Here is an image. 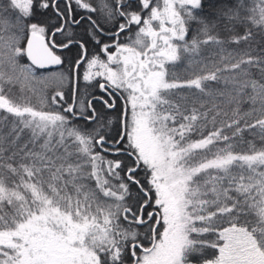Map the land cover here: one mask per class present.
<instances>
[{
  "label": "snow or ice",
  "instance_id": "snow-or-ice-1",
  "mask_svg": "<svg viewBox=\"0 0 264 264\" xmlns=\"http://www.w3.org/2000/svg\"><path fill=\"white\" fill-rule=\"evenodd\" d=\"M0 264H264V0H0Z\"/></svg>",
  "mask_w": 264,
  "mask_h": 264
},
{
  "label": "trees",
  "instance_id": "trees-1",
  "mask_svg": "<svg viewBox=\"0 0 264 264\" xmlns=\"http://www.w3.org/2000/svg\"><path fill=\"white\" fill-rule=\"evenodd\" d=\"M26 62V61H24ZM59 71V68L57 69H52V70H39V74H43V75H46V74H49V73H55V72H58ZM39 87V85H37Z\"/></svg>",
  "mask_w": 264,
  "mask_h": 264
},
{
  "label": "water",
  "instance_id": "water-1",
  "mask_svg": "<svg viewBox=\"0 0 264 264\" xmlns=\"http://www.w3.org/2000/svg\"><path fill=\"white\" fill-rule=\"evenodd\" d=\"M57 67L53 66V67H50V68H47V69H55ZM47 69H43V70H47Z\"/></svg>",
  "mask_w": 264,
  "mask_h": 264
},
{
  "label": "rangeland",
  "instance_id": "rangeland-1",
  "mask_svg": "<svg viewBox=\"0 0 264 264\" xmlns=\"http://www.w3.org/2000/svg\"><path fill=\"white\" fill-rule=\"evenodd\" d=\"M49 70H52V69H49ZM49 74H51V73H49ZM49 74H46V75H49ZM38 87V86H37Z\"/></svg>",
  "mask_w": 264,
  "mask_h": 264
}]
</instances>
